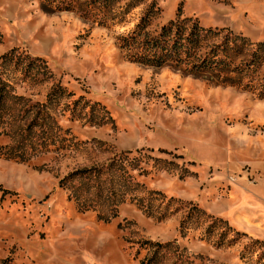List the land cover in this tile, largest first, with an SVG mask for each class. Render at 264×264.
Returning a JSON list of instances; mask_svg holds the SVG:
<instances>
[{"label": "rangeland", "instance_id": "rangeland-1", "mask_svg": "<svg viewBox=\"0 0 264 264\" xmlns=\"http://www.w3.org/2000/svg\"><path fill=\"white\" fill-rule=\"evenodd\" d=\"M152 2L149 32L180 7L204 27L264 41V0H0V55L41 57L53 74L38 81L12 65L2 74L0 264H141L155 249L145 240L170 242L156 264H264V97L128 60L116 38ZM55 83L72 95L44 108L43 134L27 133ZM125 154L136 165L127 180L102 176L115 194L93 198L87 178L60 185ZM213 217L228 228L207 233Z\"/></svg>", "mask_w": 264, "mask_h": 264}, {"label": "trees", "instance_id": "trees-1", "mask_svg": "<svg viewBox=\"0 0 264 264\" xmlns=\"http://www.w3.org/2000/svg\"><path fill=\"white\" fill-rule=\"evenodd\" d=\"M113 1L102 0V7L107 8ZM131 4L134 3L130 1L128 5ZM154 10L158 11L159 9L155 8V3L152 2L149 9L131 30L117 36L118 46L124 51L128 60L153 67L171 66L186 74L206 77L208 81L214 84L236 86L251 91L258 97H264V77L257 78L259 70L264 65V41L252 42L245 35L236 33L228 27H204L196 17H181L180 7L177 8L175 18L163 23L157 31L149 32L146 27ZM105 19L103 17L99 22L103 24ZM8 65L20 69L26 76L33 72V78L38 81H46L53 75L47 62L41 57L15 52L13 48L1 54L0 124L2 122L3 104L6 99L3 89L10 85L2 77V74L5 73L4 68ZM71 95L72 92L67 91L60 83L52 84L45 100L38 104V116L28 122L27 133L30 132L32 126H38L42 128L40 134H43L49 128L46 119H51L50 112L46 110L49 104L59 98ZM81 100L82 96L74 100L73 107ZM95 104L98 105V103L92 105ZM44 108L46 109L44 110ZM3 154L9 158L25 159L22 153L11 150L4 151ZM127 159L126 154L120 155L106 165L74 170L59 181L60 185L67 178H87L93 181V198H98L105 190L107 193L115 194L112 180L107 177L109 183L105 185L102 176L114 169L120 178L127 180L130 177L129 167H136L133 165L134 157ZM156 193L159 192L156 191ZM78 206L82 210L89 209L90 203L88 205L87 199H83L80 203L78 202ZM192 207L204 213L196 205ZM191 215L188 214L187 218ZM185 221L183 219L180 222L181 229L185 227ZM220 223L228 228L226 221L213 217L206 228V232H211L213 227ZM144 244L153 245L155 249L152 256L141 260V264H156L155 255L159 248L170 245V242L160 243L145 240Z\"/></svg>", "mask_w": 264, "mask_h": 264}, {"label": "bare ground", "instance_id": "bare-ground-1", "mask_svg": "<svg viewBox=\"0 0 264 264\" xmlns=\"http://www.w3.org/2000/svg\"><path fill=\"white\" fill-rule=\"evenodd\" d=\"M243 202H245V201H243ZM243 205V204H242Z\"/></svg>", "mask_w": 264, "mask_h": 264}]
</instances>
